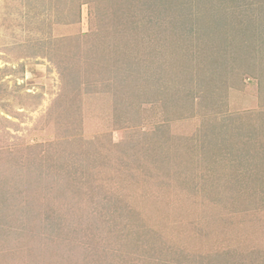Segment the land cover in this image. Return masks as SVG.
<instances>
[{
  "label": "rangeland",
  "instance_id": "obj_1",
  "mask_svg": "<svg viewBox=\"0 0 264 264\" xmlns=\"http://www.w3.org/2000/svg\"><path fill=\"white\" fill-rule=\"evenodd\" d=\"M0 264H264V0H0Z\"/></svg>",
  "mask_w": 264,
  "mask_h": 264
}]
</instances>
